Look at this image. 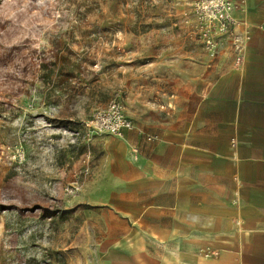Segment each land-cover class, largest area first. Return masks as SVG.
Listing matches in <instances>:
<instances>
[{
	"label": "rangeland",
	"instance_id": "374dc122",
	"mask_svg": "<svg viewBox=\"0 0 264 264\" xmlns=\"http://www.w3.org/2000/svg\"><path fill=\"white\" fill-rule=\"evenodd\" d=\"M193 1L0 0V264L126 261L86 201L108 136L86 122L114 96L181 114L216 78Z\"/></svg>",
	"mask_w": 264,
	"mask_h": 264
},
{
	"label": "crops",
	"instance_id": "0c3cea01",
	"mask_svg": "<svg viewBox=\"0 0 264 264\" xmlns=\"http://www.w3.org/2000/svg\"><path fill=\"white\" fill-rule=\"evenodd\" d=\"M234 16L241 65L222 39L216 78L184 112L137 120L125 104L134 128L106 133L86 201L123 264H264V0Z\"/></svg>",
	"mask_w": 264,
	"mask_h": 264
},
{
	"label": "built area",
	"instance_id": "2783aa9c",
	"mask_svg": "<svg viewBox=\"0 0 264 264\" xmlns=\"http://www.w3.org/2000/svg\"><path fill=\"white\" fill-rule=\"evenodd\" d=\"M243 4L244 0H194L189 20L196 38L210 49L216 48L219 39L230 38L237 65L244 61L245 42L235 30L237 20L234 12ZM86 126L95 132L122 135L126 129H133L135 124L126 112L123 99L114 96L94 112Z\"/></svg>",
	"mask_w": 264,
	"mask_h": 264
}]
</instances>
